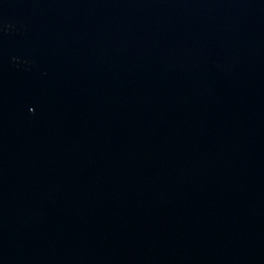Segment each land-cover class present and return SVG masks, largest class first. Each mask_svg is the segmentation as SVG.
Segmentation results:
<instances>
[{
    "label": "water",
    "instance_id": "1",
    "mask_svg": "<svg viewBox=\"0 0 264 264\" xmlns=\"http://www.w3.org/2000/svg\"><path fill=\"white\" fill-rule=\"evenodd\" d=\"M0 264H264V0H0Z\"/></svg>",
    "mask_w": 264,
    "mask_h": 264
}]
</instances>
